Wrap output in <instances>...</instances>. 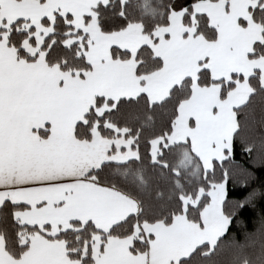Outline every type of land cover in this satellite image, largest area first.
Returning <instances> with one entry per match:
<instances>
[{
	"label": "snow or ice",
	"instance_id": "obj_1",
	"mask_svg": "<svg viewBox=\"0 0 264 264\" xmlns=\"http://www.w3.org/2000/svg\"><path fill=\"white\" fill-rule=\"evenodd\" d=\"M0 264H264V0H0Z\"/></svg>",
	"mask_w": 264,
	"mask_h": 264
}]
</instances>
